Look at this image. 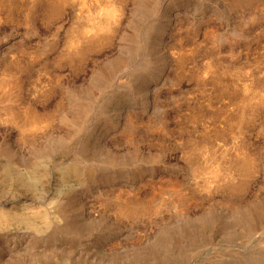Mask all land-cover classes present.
Segmentation results:
<instances>
[{"label":"rangeland","instance_id":"rangeland-1","mask_svg":"<svg viewBox=\"0 0 264 264\" xmlns=\"http://www.w3.org/2000/svg\"><path fill=\"white\" fill-rule=\"evenodd\" d=\"M0 264H264V0H0Z\"/></svg>","mask_w":264,"mask_h":264}]
</instances>
